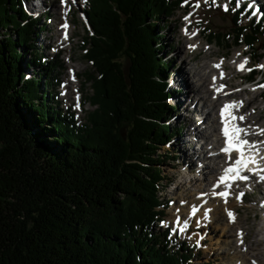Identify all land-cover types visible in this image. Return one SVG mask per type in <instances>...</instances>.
<instances>
[{"label":"trees","instance_id":"trees-1","mask_svg":"<svg viewBox=\"0 0 264 264\" xmlns=\"http://www.w3.org/2000/svg\"><path fill=\"white\" fill-rule=\"evenodd\" d=\"M181 1L88 0L81 48L93 109L78 123L26 76L27 65L45 76L58 68L31 45L37 20L22 0H0V264H190L192 250L152 228L163 220L167 155L157 151L176 130L165 123L171 61L157 30ZM235 4L229 33L204 32L264 57V16L241 25L253 12ZM19 49L31 50L28 61Z\"/></svg>","mask_w":264,"mask_h":264},{"label":"rangeland","instance_id":"rangeland-1","mask_svg":"<svg viewBox=\"0 0 264 264\" xmlns=\"http://www.w3.org/2000/svg\"><path fill=\"white\" fill-rule=\"evenodd\" d=\"M37 2L40 1L22 0L26 13L35 18L39 24V27L34 30L31 45L34 46L36 52L42 55L45 62L55 61V65L58 68L50 72L48 76H45L43 74L45 66L33 67L32 65H27L26 76H35V78L39 79V92L51 91L53 99L48 101L49 104L54 106L59 104L58 108H61L62 111L66 110L69 113H73L74 119L78 123H82L85 121L87 113L93 109V106L88 101L91 93V82L88 81L87 76L90 74L94 75V70L92 65L83 58V50L81 48L86 27L83 10L88 0H64L63 4L61 0H41V4L34 6L32 9L31 5L37 4ZM229 2L230 0H216V3L213 4L212 0H207V2H202V0H182L171 16L163 18L160 21L159 24L162 25L163 23L164 28L157 30L158 34L163 35L162 41L165 44V48L160 52L166 59L171 61V67L167 70V84L170 91L167 102L173 106V110L170 116L165 119V123H169L171 128L176 127V130L175 134H172L170 142L161 146L157 151L159 155H167L166 161H163L159 165L162 179L158 195L163 203L160 208H163L164 223L162 225L159 221L152 228L157 233L168 228V238L171 240V246L174 249L180 247L181 243H183L185 247L192 250L194 257L189 260L190 264H240V262L237 263L238 261L236 260V263H234L236 259L234 250L230 248L224 249L228 247L225 242L232 240L234 236L229 235L228 227L222 223L220 219L221 213L217 217V214L213 212V206L208 207L209 203L206 198L193 207V210H197L195 212L197 214L198 208L201 207L199 209L201 210L203 204V208L205 209L203 213H198V215L191 217L188 214L186 215L185 211H180L177 214V208H184L185 205L189 204L188 200H190L189 196L191 193L189 190L191 183L189 181L193 177V175H188L189 170L192 174L195 173L196 176L202 179V165H200L198 158H202L204 155L200 147L206 141L200 135H194L198 141H189L192 131L203 132L204 128L201 127L202 119L199 118L201 117L198 114L199 112L191 110L190 106H185L189 104L190 99H194V94H191L193 93L191 91H187L189 95L185 99L183 94L186 92V89L181 79H191L193 67L203 61L219 60L230 64L233 60L239 59L240 65V63H243L247 59L248 63L243 70H239V65H236L234 73H232L228 81L229 84H236L235 90L247 88V91L242 92L239 97L233 100L240 102L242 99L245 100L252 95L261 93L260 97H256L255 102L259 103L260 106H264V88L258 87V85H264V67H259L260 65H264V57L257 58L256 56L257 53L262 52L260 46H258L257 51L243 44L226 47L227 43L231 44V39H223L218 44L215 40H209L208 32H204L206 28L222 33H229L231 31L233 28L232 12L230 8L227 12L223 11L222 8L225 3L230 7ZM239 2L246 3V7L251 6L255 11L253 12L255 16H264V0H239ZM197 4H200V7H196ZM59 6H63L64 8L61 10ZM253 14L249 17L244 16L240 24L247 25ZM185 16L189 17V22L188 20H184ZM62 20L65 21L62 22ZM196 21H199V24H196ZM65 24L68 25L66 27L67 32L66 30L62 31L65 28L63 26ZM56 26L58 27L56 28ZM185 30L187 34L191 33L190 31H194L198 37L196 39L197 44L194 47H188L182 55L184 40L187 38ZM71 31H73L71 35V43H73L71 50L72 61L66 58L65 47L69 45V42H65L62 46H56L60 42V37L66 38V35ZM260 40L262 39L260 38ZM48 47L53 48L49 49ZM19 51L22 55V62L28 61L31 50L19 49ZM185 60L186 63H184ZM122 62L125 67L128 65L126 58H123ZM22 65L24 66V63ZM70 65L77 67V78L70 76V79L73 82H80L81 102H78L79 94L75 90L68 96L63 86V81L68 78L70 73L68 68ZM252 68H255L256 75L253 78V82H248L250 79L244 73ZM196 86H199V84L195 83ZM253 89H256V91H253ZM196 106L203 109L200 103H197ZM262 115L264 116V112ZM197 121L199 124H197ZM46 126H48V123H46ZM246 126V123L241 125L242 128ZM189 127L192 129L191 131ZM207 131L211 133L210 128H207ZM207 147H210V144ZM169 157H172V159ZM192 161L194 164L190 168L188 165H191ZM206 161L208 162L210 159ZM186 162H188L187 165ZM255 182L257 185H254L250 189L251 192L244 193L242 202L237 199L239 196L237 186H232L228 192L229 198L227 199V203L224 201L223 205L228 210L236 206L238 210L236 214L237 218L240 217L237 220L240 221L241 227H247L245 231L248 232V238H250L251 232H255L256 238L264 239V207H261V205H264V183H259L256 180ZM258 187L261 188L260 192L256 189ZM191 206H194V204ZM209 209H211V212L208 213V219H204L203 215ZM174 218L179 219L176 225L173 223ZM218 218L219 220H217ZM185 220H188V226L181 233L180 229L185 227ZM196 221H200V223L197 225ZM200 235L204 237L200 240L203 247L196 248L195 244ZM258 247L264 252V243L263 245H258ZM249 252L258 256L261 254L259 251L257 252V249L249 250ZM263 263L264 261L261 264Z\"/></svg>","mask_w":264,"mask_h":264},{"label":"bare ground","instance_id":"bare-ground-1","mask_svg":"<svg viewBox=\"0 0 264 264\" xmlns=\"http://www.w3.org/2000/svg\"><path fill=\"white\" fill-rule=\"evenodd\" d=\"M39 1L41 2V0ZM204 1L205 0H202V2ZM40 2H37V4H33V6L31 5V8L33 9L34 6L40 5L41 4ZM59 7L61 8V10L64 8L63 6H59ZM63 21L65 20H62V22ZM57 27L58 26H56V28ZM64 30H66V27L62 29V31ZM72 32L73 31H71L69 34L66 33L67 34L66 38L60 37V42L56 44V46H62L65 44V42H69V45L65 47V50H66V58L70 61H72L73 59L71 52L72 44H73L71 43L72 41L71 35L73 34ZM190 32L191 33H188L186 35L187 38L184 40V44H183L184 50L183 52H181L182 55L186 52V49L188 47L190 48V45L195 46L197 44L196 39L198 35L193 34L194 31H190ZM184 63H186V60ZM237 64L239 65V59L233 60L232 63L230 64L219 60L208 61V62L203 61L202 63L193 67L192 69L193 73L191 75L192 77L191 79L188 80L181 79L186 89V92L183 94L185 99H187L189 95L187 91H191L193 92L191 94H194L193 95L194 99L193 100L190 99L189 104L185 106L186 107L190 106L191 110L199 112L198 114L203 119L202 124L203 127L205 128L203 132L192 131L190 133L191 137L189 138V141L190 142L198 141L196 139V136L194 135H200L201 138H205L206 141L200 147L201 151L204 152V155L202 158H198L200 165H202L201 166L202 167L201 173L203 175L202 179L196 176L195 173L192 174V172L189 170L188 175H193L192 179L189 181L191 183V188L189 189L191 192L189 196L190 200H188L189 206L185 205L184 208H177V214H179L180 211H185L187 215L190 212V210L193 207H195V205L201 203V201L206 198L209 203V204L207 203L208 207L213 206V212L217 214V217L218 214L221 213L220 214L221 217L220 216L219 217L222 220V223L228 227L230 232L229 235L234 236L232 240L225 242L228 245V247L224 248V249L230 248L235 251L236 259L234 263H236L237 260L238 261L237 263L240 262V264H247V263L251 264L252 261H256V264H261L264 261V252L261 250L260 247H258V245L259 246L261 244L263 245L264 239L256 238L255 232L250 233L249 235L250 238L247 237L248 232L245 231L247 230L246 229L247 227H243V226L241 227L240 221L237 220L240 217L237 218L236 214L238 210L236 206H233L231 208L232 210L230 209L235 214V221L230 222L226 212V210L228 209L225 208L223 205V202L229 198V195H227L226 197H221L219 195V192L221 190L229 189L225 187V184H228L227 180L224 182L220 180V177L225 175L224 169L229 167V164L226 162L230 160L231 161L230 164H235V158L239 157L238 153H234V152L223 153L221 151V149L224 146V142L221 143V141L224 137L221 133V128L223 127V125L220 122V109L223 107V105L229 104L231 107L228 110V112H231L235 116L239 117L240 115H244L246 117L245 121L240 122L239 120H237L235 123L239 127H241V125L246 123L247 126L244 128H246L249 132L252 133L251 135L245 137V139H247L249 143L255 141H264V132H261V130H264V116L262 115L264 112V106H260L259 103L255 102L256 97L257 96L260 97L261 93L252 95L251 97L245 100L242 99L241 101H243V107H240L238 103L232 106V102L234 101L233 99L239 97L242 92L247 91V88H243L241 90H235L236 84L228 83L230 76L232 75V73H234V69ZM216 65H219V67H216ZM68 68L70 73L68 75V78L63 81L64 83L63 86L65 87L66 94L69 96L71 93H73L72 91L75 90L79 94L78 102H81L82 97L80 90V82L79 81L73 82L70 79V76H74L75 78H77L78 76L77 67L75 65L72 66L70 65ZM222 73H223V78H221ZM213 77L216 78L215 81H213ZM195 83H197V85L199 84V86L195 87ZM197 103H200L203 106V109L206 110L201 109V107H197L196 106ZM228 112H226V119L228 117ZM228 123H229V127L231 128L233 122L229 120ZM207 128H210L213 134L207 132ZM189 130L191 131L192 129L189 127ZM209 144L211 147H207ZM258 147H259V155L264 156V143H260ZM208 159H210V161L207 162L206 160ZM187 164L188 162H186V165ZM190 164L191 165H188V167L191 168V166H193L194 164L193 161ZM259 166H263L262 168H264V160L259 161ZM248 185H255V181L253 180V178L249 179ZM246 188L247 187L243 188V186H241L240 190L243 191ZM237 189H239V187H237ZM256 189L258 192H260L261 190V188L259 187ZM192 204H194V206H191ZM203 207L204 205L202 204V209L199 210L201 207L198 208V212L197 214L195 213V215H198V213L199 214L203 213V210H205ZM217 220H219V218ZM263 224H264V220H263ZM239 230H242L243 232V244H240L238 241L237 232ZM253 249L254 250L257 249V252L259 251L261 254H259V256L257 254L256 255L251 254L249 250H253Z\"/></svg>","mask_w":264,"mask_h":264},{"label":"snow or ice","instance_id":"snow-or-ice-1","mask_svg":"<svg viewBox=\"0 0 264 264\" xmlns=\"http://www.w3.org/2000/svg\"><path fill=\"white\" fill-rule=\"evenodd\" d=\"M207 2V0H205ZM61 3H64V0H61ZM212 3L215 4L216 0H212ZM196 7H200V4H197ZM235 7H239V0H236ZM223 11L227 12L229 11V5L225 3L223 6ZM189 17L185 16L184 20H188ZM196 24H199V21L195 22ZM64 27H68L67 24L63 25ZM186 34L187 31L185 30ZM195 34V33H193ZM190 47H194L190 45ZM248 63V60L245 59L243 63L239 65V70H243L245 68V65ZM216 67H219V65H216ZM259 67H264V65H260ZM251 71L252 69H248ZM221 78H223V73L221 74ZM215 77H213V81H215ZM259 88H264V85H258ZM253 91H256V89H253ZM239 104L240 107H243V101L232 102V106ZM229 104H224L223 107L220 109V122L223 125L221 128V133L224 137V147L221 149L223 153H229L234 152L238 153L239 157L235 158V164L232 167H228L224 169L225 175L220 177V180L222 182L226 181L227 179L231 177L239 178L243 181H247L249 179L248 175H241L242 171H248L251 172L253 175H257L259 173H264V168H261L259 166V161L264 160V156L259 155V147L258 145L260 143H264V141H255L252 143H249L245 137L248 135H251L252 133L249 132L246 128H242L236 125V121L239 120L240 122L245 121L246 117L244 115H240L239 117L235 116L231 112H228L230 109ZM254 111V110H253ZM226 112H228V117L226 119ZM232 121L231 128L229 127L228 121ZM251 127V126H249ZM261 132H264V130H261ZM243 134V135H241ZM254 166V167H252ZM261 181H264V175L259 176ZM225 187L231 189V185L225 184ZM219 195L221 197H226L229 195V193L226 192H220ZM244 196L243 192L239 193V196L237 199L241 200ZM225 203H227V200H225ZM261 207H264V205H261ZM211 212V209L208 210V212H205L203 215L204 219H208V213ZM227 216L229 217L230 222L235 221V214L230 211L226 210ZM163 221H161V224L163 225ZM200 221H196V224L198 225ZM184 228L180 229V232H184L188 226V220L184 221ZM199 235V234H197ZM238 241L240 244H243V232L238 231L237 232ZM204 237L202 235L199 236V239L196 241L195 247L200 248L203 247V245L200 243V240H202ZM191 239V237H189ZM251 264H256V261H252Z\"/></svg>","mask_w":264,"mask_h":264}]
</instances>
